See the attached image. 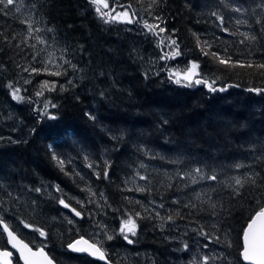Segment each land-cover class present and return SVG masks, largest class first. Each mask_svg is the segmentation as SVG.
Wrapping results in <instances>:
<instances>
[{
  "label": "trees",
  "instance_id": "obj_1",
  "mask_svg": "<svg viewBox=\"0 0 264 264\" xmlns=\"http://www.w3.org/2000/svg\"><path fill=\"white\" fill-rule=\"evenodd\" d=\"M119 2L133 3L138 12L133 23H103L89 0H15L13 7L0 11V207L4 209L0 216L18 237L32 242L31 247L46 245L56 264H105L70 253L67 244L79 236L88 239L98 231L97 221L118 231L124 209L142 210L135 203L140 201L149 212L136 221L137 235L130 237L135 242L128 244L117 235L105 243L113 264H192L194 257L220 254L227 259H211L209 264H244L242 231L254 201L264 200V92L248 89L264 88V69L220 65L201 54L197 37L221 55L227 49L233 61L264 63V32L256 23L264 18V10L257 7L261 0H159L153 8L164 21L161 27L166 32L161 36L172 34L177 39L182 63L198 61L202 75L218 78L217 87L238 85L223 92H211L203 84L178 85L161 70L146 67L144 58L161 55L159 38L143 27V20H153L143 11L150 0ZM108 3L114 6L113 0ZM234 7L245 11L236 13ZM213 11L225 17L228 32L211 15ZM236 19L247 24L237 25ZM22 21L45 31L29 38ZM245 32L257 40L241 44L239 33ZM35 36H44L48 43H37ZM39 49L44 51L38 60L50 53L56 58L64 55L79 71L69 68L68 75L60 77L44 72L29 76L22 68L33 63L31 57ZM69 78L75 87L66 84ZM25 79L31 83L25 84ZM45 80L56 81L57 89L38 97L35 93ZM9 83L21 89L23 102L12 99ZM60 84L68 90L61 92ZM45 100L57 105L48 109L56 119L40 115ZM88 113L96 119H89ZM53 152L65 160V171L52 159ZM105 161L111 165L108 179H97L95 173L102 172ZM196 168L202 169L204 178L193 171ZM138 172L148 179L141 180ZM186 173L191 175L180 179ZM212 174L215 181L206 178ZM253 175L257 184H245L241 195L235 196L233 178ZM56 185L72 198V207L82 212L83 219L57 202L61 193L55 191ZM37 187H42L40 193L30 190ZM136 187L147 190L139 192ZM86 188L97 194L96 203L88 202ZM77 200L84 202L83 209ZM189 201L196 207L185 208ZM161 202L164 208L155 210L161 217L174 215V222L150 216ZM21 220L44 229L48 238L24 228ZM201 226L211 237L220 236V242L193 231ZM185 241L188 250L183 249ZM5 247L0 231V248ZM12 263L20 264L15 255Z\"/></svg>",
  "mask_w": 264,
  "mask_h": 264
},
{
  "label": "snow or ice",
  "instance_id": "obj_2",
  "mask_svg": "<svg viewBox=\"0 0 264 264\" xmlns=\"http://www.w3.org/2000/svg\"><path fill=\"white\" fill-rule=\"evenodd\" d=\"M136 3L143 4V0H135ZM89 3H91L95 7V11L98 14L99 18L103 21L105 24H110L113 22H127V23H133L134 18L138 16V12L133 9V3L129 2L128 4H121L119 0H113V7H110L108 0H89ZM15 5V0H0V11H4L6 9H9L10 7H13ZM154 6H159V0H150V2L147 4L146 7H143V11L147 12L150 17L154 21H158V23H149L148 20H143V27L148 31L151 32L153 35L157 36L158 43L157 47H160L161 49V60H172L176 59L177 57L183 55V53L180 50L179 43L177 42V39L173 38L172 34H169L168 36H161L162 33L166 32L165 27H161V24L164 23L162 18L158 14H154L153 8ZM257 7L264 10V0H261V4ZM117 8L122 9L120 11L117 10ZM19 11V9H17ZM232 11L236 13H243L245 10L241 7H234L232 8ZM213 17L216 18V20L219 22V25L222 27V30L225 32H228V28L225 27V17L221 15L220 13L213 11L211 13ZM141 19H136V23H140ZM22 23H27V31L29 38H32L33 33H40L42 31H45V29L35 28L33 29L32 23L30 21H22ZM235 23L237 25L240 24H247V21L236 19ZM256 23L261 24V31L264 32V18H258ZM48 32H52L53 30L51 28L46 29ZM243 39H241L239 42L241 44H245L248 41H256L257 36L256 35H250L249 33H239ZM15 38V37H13ZM37 43L45 45L48 43V40L44 36H35L34 37ZM25 44H27V39L23 41ZM197 46L200 48L201 54L205 56H210L213 60L217 61L220 65H224L225 67H241V68H255V69H264V63H253L251 61L248 62H241L239 60L233 61L232 57L227 53V49L224 50V54L221 55L217 51H212V45L209 44L207 41H204L203 44H201V40L199 37H197ZM29 47L32 49H36V44H30ZM44 49H39L35 51V53L32 55L31 60L32 64H30L28 67H23L22 71L27 72L29 76H32L33 74L39 75L41 72H44L50 76H67L68 75V69H72L73 73L79 71L77 68V65L72 64L70 59H67L64 55H61L59 58H56L53 54H49L47 59L44 60H38L37 57L40 55L41 52H43ZM63 51L67 52V48H65ZM42 64V67H36L35 64ZM67 65V67H65ZM18 67H21L20 65H17ZM199 62L196 60H193L189 63V66L186 67L185 70L176 71L171 70L169 72V79H171L174 83L178 85H182L185 87H191L195 85H201L203 84L205 87L208 88L211 92L216 91H226L227 87H233L238 85H227V86H221L217 87L216 82L218 78L208 79L204 75L201 74ZM264 75V72L261 73ZM147 73H145V76L147 78ZM25 84L31 83L30 79H25L23 81ZM66 84L68 86L75 87L74 79L69 78L66 81ZM8 88L10 89V95L13 100H16L17 102H23L26 98L23 95H20L21 89L19 87H15L12 83L8 84ZM57 89V82L56 81H43L41 82V86L39 90L36 91V96H43L44 91H56ZM59 90L61 92L67 91L68 88L65 84L59 85ZM26 91V89H25ZM248 91L256 92L257 94L264 92V88H249ZM104 93L101 92V96H103ZM31 99L30 97L28 98ZM49 107L56 108L57 105L51 103V100H45L42 104V108L38 109L41 116H47L49 119H56L57 117L50 113L48 111ZM89 119L95 120L96 117L88 113L87 114ZM164 123H167V121H164ZM2 139V138H0ZM49 148L51 149V145H49ZM52 159L56 161L57 165L60 167L61 171H65V160L62 157L57 156L55 152L52 153ZM87 159V157H85ZM89 168L94 167L92 164L88 165ZM111 165L105 161L104 168L102 172H96V178L100 179L101 176L104 179H108L109 176V170ZM145 166L141 164V168H144ZM236 167H241L240 165H237ZM197 174H201V178L203 177L202 169L196 168L193 170ZM65 174H68L65 172ZM77 175H79L77 173ZM190 176L191 173L181 174L180 179H184L185 176ZM137 176L141 180H147L148 177L144 175H140V173H137ZM208 180L215 181L217 179V176L215 174L209 175L206 177ZM234 179V195L240 196L241 195V189L244 188L245 184H252L256 185L257 181L255 178V175L249 176L245 179L241 178H233ZM195 182V181H193ZM264 183V181H261ZM43 187V186H42ZM42 187H37L34 189H30L31 191H35L37 193H40L42 191ZM86 191L89 192V203H96V201L93 199L97 194L95 192H92L90 188H86ZM136 191L144 192L146 191V187H136ZM55 191L58 193H61L60 196L55 197L57 202L65 209H69L70 212L75 217H80L83 219L82 212L80 210H77L76 207H72L70 200L72 198H69L66 196V194H63V190L59 187V185L55 186ZM128 191H132V189H128ZM7 195L11 196V193H8ZM100 197L104 200V204L107 205V199L104 197L103 193L99 194ZM15 199V198H14ZM126 200H129L128 197H125ZM197 199H200V194H197ZM131 203V201L129 200ZM35 203V201H33ZM76 203L80 206L81 209L84 208V202L77 200ZM136 204H140V207L142 210H129L124 209L121 217V223L118 231H111L109 230V227L107 224H103L99 221L95 223L96 231L93 235L89 236L88 239H85L84 236H79V238L73 240L72 242L67 244V248L70 249L73 252L77 253H88L90 256H93L99 260L105 261V264H113V261L109 258V256L106 254L107 249L105 248V243L107 241H111L116 238L117 235L121 236L123 240H125L128 244H133L135 241L131 239L130 237H134L137 235L136 228L137 223L136 221L138 219L144 218V213L149 212V209L145 207L143 204H141L140 201H136ZM173 203H179V201H173ZM255 207L252 209V214L248 218V222L246 227L243 229V250H242V258L244 261L249 262V264H264V200L257 198L255 201ZM149 204H155L154 201H149ZM110 207V205H108ZM97 207H103V205H100L97 203ZM156 207L164 208V204L161 202L158 205H155V207L152 208L150 216L158 217L162 221L165 222H174V215H168L167 217H161L160 213L155 210ZM185 208L191 207L195 208L196 205L189 203L184 205ZM214 208L215 205H212ZM4 211L3 207H0V212ZM115 211L120 212V209H115ZM92 214H89L91 217ZM175 215H179L177 212ZM24 228L26 229H32L35 232L39 233V236L44 238L45 240L48 238L47 232L40 228V227H33L31 223H27L24 220L20 221ZM69 224H74L75 221L73 219H68ZM163 225H161L162 227ZM0 230H2V233H6L8 237V243L11 244L12 248L15 249L19 253V259L23 260V264H54V260L45 252L46 245H42L38 248H36L35 251H33V247H30V243H25L22 239H20L16 233L12 230V228L9 226L8 223L5 222V219L3 216H0ZM194 232H196L198 235L204 236L205 238L209 240H215L216 242H220L221 237H211L209 233L205 232L203 227H199L196 229H193ZM225 244L227 247H231V242L228 241L225 238ZM208 245L205 244L204 247L206 248ZM189 245L188 242H183V249L188 250ZM13 253L8 250L0 251V257H3V264H12L11 260L8 259L11 257ZM211 259H227L226 256L223 254H220L216 257H210L208 255H203L200 258L194 257L192 260V264H209V261Z\"/></svg>",
  "mask_w": 264,
  "mask_h": 264
},
{
  "label": "rangeland",
  "instance_id": "obj_3",
  "mask_svg": "<svg viewBox=\"0 0 264 264\" xmlns=\"http://www.w3.org/2000/svg\"><path fill=\"white\" fill-rule=\"evenodd\" d=\"M124 23L131 24L127 22H124ZM150 23H157V21L152 20ZM162 36H165V35H162ZM144 62L146 64V67H149L151 69L161 70L163 76L167 78H169V72L171 70L182 72L183 70L186 69V67L189 66V63H190V62L182 63L178 58L172 59V60H161L159 57H156L155 55H150V54L146 58H144ZM171 82L173 81L171 80ZM35 108H39L38 105L35 106Z\"/></svg>",
  "mask_w": 264,
  "mask_h": 264
},
{
  "label": "water",
  "instance_id": "obj_4",
  "mask_svg": "<svg viewBox=\"0 0 264 264\" xmlns=\"http://www.w3.org/2000/svg\"><path fill=\"white\" fill-rule=\"evenodd\" d=\"M72 214V213H71ZM73 215V214H72ZM74 216V215H73ZM75 217V216H74ZM75 218H77V219H81L80 217H75ZM246 225H247V223H246ZM246 225H245V227H246ZM244 227V228H245ZM1 232H2V230H0ZM3 234V236H4V239H5V242H6V247L5 248H0V251H3V250H8V251H11L12 253H13V255H15L16 257H17V259H18V262L20 263V264H23V260H21V259H19V253L15 250V249H13L12 248V246H11V244H9L8 243V237H7V234L6 233H2ZM17 235V234H16ZM18 236V235H17ZM20 238V237H19ZM21 239V238H20ZM77 239V238H76ZM86 239V238H85ZM75 240V239H74ZM24 241V240H23ZM73 241V240H72ZM71 241V242H72ZM25 242V241H24ZM26 243V242H25ZM30 246V245H29ZM31 247V246H30ZM38 247H40V246H38ZM38 247H35V248H33V251H35L36 250V248H38ZM67 248V247H66ZM45 250V249H44ZM67 250L70 252V253H72V254H75V255H84V256H86V257H88V258H90V259H92V260H96V261H99V262H105V261H102V260H99V259H97V258H95V257H93V256H90L88 253H77V252H73V251H71L70 249H68L67 248ZM242 250H243V231H242V235H241V250H240V259H241V261L244 263V264H249V262H247V261H244L243 260V258H242V255H241V253H242ZM46 252V251H45ZM47 253V252H46ZM12 255V256H13ZM12 256L11 257H9L8 259H10L11 260V262H12ZM3 260H4V258L3 257H0V264H3ZM13 264V263H12ZM54 264H56L55 262H54Z\"/></svg>",
  "mask_w": 264,
  "mask_h": 264
}]
</instances>
